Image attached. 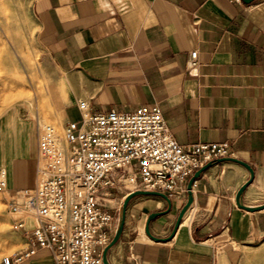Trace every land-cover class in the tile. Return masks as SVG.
Segmentation results:
<instances>
[{
	"label": "crops",
	"instance_id": "obj_1",
	"mask_svg": "<svg viewBox=\"0 0 264 264\" xmlns=\"http://www.w3.org/2000/svg\"><path fill=\"white\" fill-rule=\"evenodd\" d=\"M31 16L60 86L53 110L58 126L79 119L78 99L92 110L157 104L179 144L227 142L253 172L241 201H264V0H31ZM191 50L197 51L194 69L187 67ZM7 123L0 146L14 129L10 118ZM4 163L5 202L33 176L25 174L24 158ZM135 171L133 162L111 173L115 184L97 194L102 208L111 211L110 203L132 190L127 176ZM248 176L229 160L203 170L191 186L190 220L167 241H154L143 229L147 214L164 201L132 198L108 251L110 263L241 264L244 251L264 241V209L246 211L234 202ZM184 200L185 194L172 199L170 212L150 221V232L167 235ZM29 245L30 236L17 229V251ZM17 264L54 262L38 248Z\"/></svg>",
	"mask_w": 264,
	"mask_h": 264
},
{
	"label": "built area",
	"instance_id": "obj_2",
	"mask_svg": "<svg viewBox=\"0 0 264 264\" xmlns=\"http://www.w3.org/2000/svg\"><path fill=\"white\" fill-rule=\"evenodd\" d=\"M191 50L187 67L197 66ZM77 121L63 125L64 142L51 124L38 126L33 182L5 201L13 226L30 236L31 245L1 258L17 264L48 250L54 264H103L101 249L114 224L111 211L97 201L100 189L115 184L113 171L124 172L132 190L164 192L171 200L185 194L189 175L208 160L232 156L225 141L179 144L165 125L157 104L134 110H92L78 99ZM0 167V191L7 186Z\"/></svg>",
	"mask_w": 264,
	"mask_h": 264
},
{
	"label": "rangeland",
	"instance_id": "obj_3",
	"mask_svg": "<svg viewBox=\"0 0 264 264\" xmlns=\"http://www.w3.org/2000/svg\"><path fill=\"white\" fill-rule=\"evenodd\" d=\"M52 70L36 41L31 0H0V136L9 118L14 124L0 146V167L6 166V160L24 158L25 174L31 173V179L38 126L51 124L64 140L63 124L58 126V117L53 115L60 86L53 81ZM70 115L76 116L72 112ZM23 126L29 129V150L17 145V127ZM119 202L116 198L110 203L114 221ZM16 250L17 229L0 194V259ZM241 264H264V241L254 249H246Z\"/></svg>",
	"mask_w": 264,
	"mask_h": 264
},
{
	"label": "water",
	"instance_id": "obj_4",
	"mask_svg": "<svg viewBox=\"0 0 264 264\" xmlns=\"http://www.w3.org/2000/svg\"><path fill=\"white\" fill-rule=\"evenodd\" d=\"M244 3H250L254 0H240ZM234 161L237 162L239 164H241L242 166H244L248 173L249 176L248 178L237 188L235 195H234V202L235 205L243 210L246 211H256V210H261L264 209V201L263 202H259V203H255V204H245L241 201V195L245 189V187L249 184V182L252 179V168L251 166L240 160L239 158H236L234 156H224V157H218V158H214L211 160H208L207 162H205L204 164H202L201 166H199L198 168H196L187 178L186 183H185V200L182 203V205L179 207L176 216L174 218L173 224L171 226V229L169 231V233L165 236H156L154 234H152L149 230V223L150 221L154 220L155 218L165 215L167 213L170 212L171 207H172V200L162 191L159 190H146V189H133L130 190L128 192H126L122 198L121 201L118 205L117 211H116V219L114 221V226H113V231H112V235L109 239V241L102 247L101 249V260L103 264H111L109 259H108V251L109 249L115 245V243L118 241L120 234L122 232V228H123V224H124V218H125V210L126 207L129 203V201L137 196H156L161 198L164 203L165 206L162 209L159 210H154L151 211L150 213L147 214L146 218H145V222H144V233L151 238L154 241H167L169 240L173 234L175 233L177 227L179 226L182 216L183 214L186 212V210L191 206L192 203V190H191V186L193 181L199 176V174L205 170L207 167L211 166L212 164H215L217 162H221V161Z\"/></svg>",
	"mask_w": 264,
	"mask_h": 264
},
{
	"label": "bare ground",
	"instance_id": "obj_5",
	"mask_svg": "<svg viewBox=\"0 0 264 264\" xmlns=\"http://www.w3.org/2000/svg\"><path fill=\"white\" fill-rule=\"evenodd\" d=\"M60 127H62V125H60ZM17 134H18L17 145H19L20 148L23 150L24 149L29 150V129L26 130V128L24 126L21 128L17 127ZM101 202H105V201H101ZM191 212H192L191 207H189L182 216L181 224H186L190 220Z\"/></svg>",
	"mask_w": 264,
	"mask_h": 264
}]
</instances>
